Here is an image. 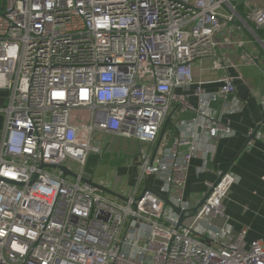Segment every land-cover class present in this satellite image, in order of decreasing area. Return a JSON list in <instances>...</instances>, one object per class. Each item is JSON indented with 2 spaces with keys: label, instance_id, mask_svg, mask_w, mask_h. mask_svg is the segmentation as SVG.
<instances>
[{
  "label": "built area",
  "instance_id": "1",
  "mask_svg": "<svg viewBox=\"0 0 264 264\" xmlns=\"http://www.w3.org/2000/svg\"><path fill=\"white\" fill-rule=\"evenodd\" d=\"M235 1L0 0V264H264V238L246 242L225 221L232 171L206 182L195 212L183 198L200 137L234 133L209 109L217 99L224 113L242 108L229 70L261 66L242 33L264 50V0L243 16ZM204 59L222 71L214 91L194 77ZM176 110L194 114L157 145ZM99 134L156 144L136 159L125 200L82 180ZM148 176L158 190H139Z\"/></svg>",
  "mask_w": 264,
  "mask_h": 264
},
{
  "label": "crops",
  "instance_id": "2",
  "mask_svg": "<svg viewBox=\"0 0 264 264\" xmlns=\"http://www.w3.org/2000/svg\"><path fill=\"white\" fill-rule=\"evenodd\" d=\"M234 4L238 14L243 16L249 7L261 5L262 0H237ZM242 34L251 40V49L258 53L261 66H242L229 70V73L236 77V96L240 99L242 108L233 113H224L225 102L223 99H217L209 104V109L214 118L223 122L227 121L234 133L217 140H208L204 136L200 137L198 140L199 147L188 168L183 198L188 202L191 210L198 207L204 193L208 191L206 182H216L218 171L229 169L236 175L237 181L222 200L226 215L225 221L231 227L233 234L246 230L245 241L250 242L253 239L264 238V139L259 140L255 136L258 133L264 138V106L252 92V89L258 88L264 94V50L249 30L245 29ZM257 34L262 35L263 31ZM238 54V51L229 49L226 50L225 58L236 61ZM209 66V59L196 63L193 68L194 77L196 80L203 81V87L207 91H214L219 86V83L214 79L220 76L222 71H211ZM188 101L194 106L196 105V98L189 97ZM193 114L190 110H176L170 117L169 123L166 125L164 123L162 126L156 144L158 145L160 141L164 147H169L177 134V124L189 119ZM250 131L254 132V137L248 140ZM98 138H102L111 144L114 143L115 148L119 145L120 140L123 141V145L134 142L139 148L136 149L138 152L134 160H138L141 152L151 150L156 146V144L149 145V147L146 145L140 151L139 145L143 146L142 143L133 139L116 138L102 134H99ZM103 141L99 139L97 143L99 146L101 145V148L103 147L104 151L109 147L103 146ZM101 153L91 154L89 157H97ZM103 172L104 170H101L98 176L91 173L90 177L95 182L114 189L117 193H126L135 184L136 170L132 174L116 171L114 174L117 178L116 183L101 177ZM161 185V180L155 176H148L144 182L139 184V190L141 191L145 186L158 190ZM110 197L117 198L115 196ZM225 221L214 219L212 223L220 226Z\"/></svg>",
  "mask_w": 264,
  "mask_h": 264
},
{
  "label": "rangeland",
  "instance_id": "3",
  "mask_svg": "<svg viewBox=\"0 0 264 264\" xmlns=\"http://www.w3.org/2000/svg\"><path fill=\"white\" fill-rule=\"evenodd\" d=\"M103 144V146H108L109 148H106V150L103 151L102 147V153L100 156L97 155V157L93 156L92 158L89 157L82 172L84 177H89L91 173L98 176V173L101 170H104L103 176L101 177L104 179H110L112 182L116 183L117 178L114 175L116 171L125 172L127 174H132V172H135L136 169L133 167V165H135L136 160H134V157L138 152L136 149L139 148L134 142H129L123 145V141L120 140V143L118 146H116V148L114 143L111 144L110 142L108 143L105 141ZM141 145L143 146L139 145L140 151L144 149L146 144L142 143ZM73 169L78 170V167L74 165Z\"/></svg>",
  "mask_w": 264,
  "mask_h": 264
},
{
  "label": "water",
  "instance_id": "4",
  "mask_svg": "<svg viewBox=\"0 0 264 264\" xmlns=\"http://www.w3.org/2000/svg\"><path fill=\"white\" fill-rule=\"evenodd\" d=\"M169 121H170V118L168 117L167 120H166V122H165V125L167 123H169ZM253 136H254V133L250 134V136H248V140H250L251 138H253ZM48 167H53L54 168L55 166H48ZM56 167L59 168L64 175H70L72 177H75L76 176V173L75 172L67 169L63 165H59V166H56ZM82 180L85 181L86 183H88L89 185L97 188L101 192H104V193L109 194L111 196H115L117 198H120V199L125 200V197H123L121 194L117 193L114 189H111V188H108V187H106V186H104L102 184H99L98 182H95L94 180H92V178H90V177L89 178L83 177ZM217 181H218V179L216 180V182ZM145 189H148V188L146 187ZM204 199H205V197L202 198L200 205L204 202ZM163 200L165 201V204L167 206H169L176 214H178V216H179V224H181V221L183 219V212H182V210L179 207L175 206L167 197H163ZM198 207L193 208L191 211L192 212H195Z\"/></svg>",
  "mask_w": 264,
  "mask_h": 264
}]
</instances>
